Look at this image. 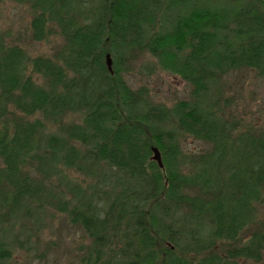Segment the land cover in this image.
Segmentation results:
<instances>
[{
    "label": "trees",
    "instance_id": "1",
    "mask_svg": "<svg viewBox=\"0 0 264 264\" xmlns=\"http://www.w3.org/2000/svg\"><path fill=\"white\" fill-rule=\"evenodd\" d=\"M13 1L29 7L36 41L58 32L64 45L32 58L0 33V231L47 204L89 239L79 264L262 261L264 231L241 240L264 199V133L239 132L213 88L236 70L264 76V0H170L159 29L160 0ZM136 51L186 81L190 99L168 108L134 89ZM48 124L57 132L41 145ZM171 124L211 146L187 172ZM67 170L87 188L57 190ZM11 256L0 232V263Z\"/></svg>",
    "mask_w": 264,
    "mask_h": 264
},
{
    "label": "rangeland",
    "instance_id": "2",
    "mask_svg": "<svg viewBox=\"0 0 264 264\" xmlns=\"http://www.w3.org/2000/svg\"><path fill=\"white\" fill-rule=\"evenodd\" d=\"M169 3L170 0H160L162 10L159 12L157 29L161 26L168 27L170 24L163 15L160 18L161 14L166 13V6ZM31 20L32 14L28 6L13 0L0 1V33L6 38V42L20 46L32 58H53L63 47L64 39L55 32L45 41H36L32 35ZM127 66L128 83L134 89L146 87L153 103L171 108L180 101L190 99L191 86L179 75L164 70L158 61L145 51H136L127 61ZM213 89L219 93L216 98L223 117L240 122L239 132L250 127L258 133H264V76L251 69L236 70L226 75ZM72 122L78 123L79 116L70 114L66 123ZM167 129L178 133L180 147L186 160L185 172L188 168L191 169L190 165L197 156L211 152L209 144L183 134L176 130L174 125L167 126ZM56 132L57 127L48 124L41 135V145L45 144L44 141L49 135ZM235 161L236 159H232V162ZM65 173L64 180L61 176L54 178V187L59 191L67 190V186L69 188L74 184L87 188L91 182L73 170H67ZM255 208L256 218L243 232L241 240L243 244L252 233L264 231V199L256 204ZM0 232L9 243L12 253L10 260L0 264H79L89 244L83 230L71 223L69 214L47 204L39 209L37 215L28 219L17 218L6 223ZM239 264H264V257L260 262L241 260Z\"/></svg>",
    "mask_w": 264,
    "mask_h": 264
},
{
    "label": "water",
    "instance_id": "3",
    "mask_svg": "<svg viewBox=\"0 0 264 264\" xmlns=\"http://www.w3.org/2000/svg\"><path fill=\"white\" fill-rule=\"evenodd\" d=\"M107 64L108 67H112V59L110 55H107ZM153 159L159 164L161 168H163L162 156L158 148H153Z\"/></svg>",
    "mask_w": 264,
    "mask_h": 264
}]
</instances>
